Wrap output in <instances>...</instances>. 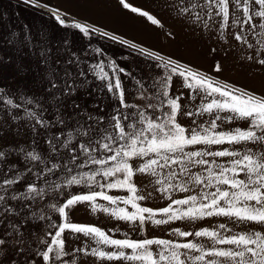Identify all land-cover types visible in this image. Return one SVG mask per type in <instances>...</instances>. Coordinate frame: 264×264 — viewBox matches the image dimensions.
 I'll list each match as a JSON object with an SVG mask.
<instances>
[{
	"label": "snow or ice",
	"instance_id": "1",
	"mask_svg": "<svg viewBox=\"0 0 264 264\" xmlns=\"http://www.w3.org/2000/svg\"><path fill=\"white\" fill-rule=\"evenodd\" d=\"M9 5L0 264H264V0Z\"/></svg>",
	"mask_w": 264,
	"mask_h": 264
},
{
	"label": "crops",
	"instance_id": "2",
	"mask_svg": "<svg viewBox=\"0 0 264 264\" xmlns=\"http://www.w3.org/2000/svg\"><path fill=\"white\" fill-rule=\"evenodd\" d=\"M0 7H9V0H0ZM23 16L31 18L33 13L24 11ZM125 31L129 33L130 37H136L139 40H148L149 43H155V38L152 36H149V34L146 32V30L139 24H123L120 25Z\"/></svg>",
	"mask_w": 264,
	"mask_h": 264
},
{
	"label": "rangeland",
	"instance_id": "3",
	"mask_svg": "<svg viewBox=\"0 0 264 264\" xmlns=\"http://www.w3.org/2000/svg\"><path fill=\"white\" fill-rule=\"evenodd\" d=\"M83 218H84V219H91V220H93V221H95V220H96V217H90V218H89V217H83ZM100 223H101V224H103V223H104V221H103V220H101V221H100Z\"/></svg>",
	"mask_w": 264,
	"mask_h": 264
}]
</instances>
